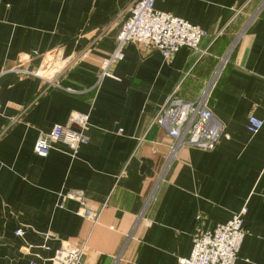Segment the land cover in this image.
<instances>
[{
	"label": "crops",
	"instance_id": "0c3cea01",
	"mask_svg": "<svg viewBox=\"0 0 264 264\" xmlns=\"http://www.w3.org/2000/svg\"><path fill=\"white\" fill-rule=\"evenodd\" d=\"M132 1L0 0V264H57L63 248L80 264H178L196 228L243 207L235 264H264V124L246 130L250 115L264 121V0H156L206 33L198 50L164 59L128 43L104 68ZM54 50L68 64L46 70L48 84L35 74ZM210 80L217 146L176 147L152 124L159 106L173 91L195 101ZM77 114L88 142L75 156L60 143L34 154L40 134ZM76 192L94 223L75 200L59 207Z\"/></svg>",
	"mask_w": 264,
	"mask_h": 264
},
{
	"label": "built area",
	"instance_id": "2783aa9c",
	"mask_svg": "<svg viewBox=\"0 0 264 264\" xmlns=\"http://www.w3.org/2000/svg\"><path fill=\"white\" fill-rule=\"evenodd\" d=\"M155 2L156 0L132 1L129 15L116 38L115 53L103 63L104 68L109 67L113 60L121 58L120 49L128 43L158 51L164 59L172 57L181 48L198 50L206 33L180 18L155 10ZM65 60L61 52L56 50L54 59L35 75L45 83L53 84V80L43 73L55 66L65 67L68 64ZM223 63L224 61L221 62ZM212 85L213 80H210L195 101H185L173 91L159 106L152 124L162 128L176 147L211 151L217 146L223 127L212 116L207 106ZM263 124V120L250 115L246 130L249 134L255 135ZM87 128V115H73L67 126L55 125L49 133L40 134L34 144L33 152L37 156L45 157L54 144L60 143L73 157L79 147L88 142ZM67 200L79 202L80 216L93 223L97 220L99 212L88 209L79 192L62 196L59 207H64ZM246 211V207H243L233 214L229 221L216 225L212 230L201 231L196 228L192 235L190 255L179 259L178 264H235L245 235L243 217ZM197 220H200L199 217ZM20 234V230L15 233V235ZM80 259L79 252L72 253L67 248H63L57 251L50 261L57 264H79Z\"/></svg>",
	"mask_w": 264,
	"mask_h": 264
},
{
	"label": "water",
	"instance_id": "95a60500",
	"mask_svg": "<svg viewBox=\"0 0 264 264\" xmlns=\"http://www.w3.org/2000/svg\"><path fill=\"white\" fill-rule=\"evenodd\" d=\"M55 52H56V50H55V51H52V52H50V53H47V54H45V55L42 57L41 66H40V68H39L40 71L43 70V69L46 67V65L54 59V53H55ZM65 62H67V61L65 60ZM60 250H61V249H60ZM58 251H59V250H58ZM56 252H57V251H56ZM56 252H55V253H56ZM54 256H55V254L51 257V259H52ZM80 262H81V259L79 260V264H80Z\"/></svg>",
	"mask_w": 264,
	"mask_h": 264
}]
</instances>
